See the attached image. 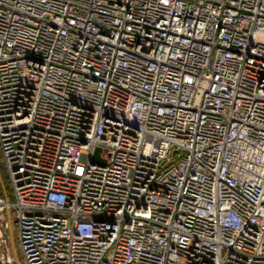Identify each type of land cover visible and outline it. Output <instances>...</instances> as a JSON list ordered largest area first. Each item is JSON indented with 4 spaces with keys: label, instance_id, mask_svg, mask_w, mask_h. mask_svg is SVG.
Here are the masks:
<instances>
[{
    "label": "built area",
    "instance_id": "1",
    "mask_svg": "<svg viewBox=\"0 0 264 264\" xmlns=\"http://www.w3.org/2000/svg\"><path fill=\"white\" fill-rule=\"evenodd\" d=\"M0 164V264H264V0H0Z\"/></svg>",
    "mask_w": 264,
    "mask_h": 264
},
{
    "label": "water",
    "instance_id": "2",
    "mask_svg": "<svg viewBox=\"0 0 264 264\" xmlns=\"http://www.w3.org/2000/svg\"><path fill=\"white\" fill-rule=\"evenodd\" d=\"M98 153H99V150H96V151H95V156H94V161H97V162L102 163V161H100V160L98 159ZM0 184H1V186H2V190H3L4 195H6V191H5V188H4V186H3L2 181L0 182ZM11 248H12V253H13V256H14L15 262H16V264H19V261H18V258H17V255H16V252H15L14 242H13V239H12V238H11Z\"/></svg>",
    "mask_w": 264,
    "mask_h": 264
},
{
    "label": "trees",
    "instance_id": "3",
    "mask_svg": "<svg viewBox=\"0 0 264 264\" xmlns=\"http://www.w3.org/2000/svg\"><path fill=\"white\" fill-rule=\"evenodd\" d=\"M0 170L3 172V174H4V185H5V189H6V196L9 198V199H11V192H10V187H9V182H8V178H7V176H6V174H5V172H4V169H3V167L1 166V164H0ZM4 196V193H3V190H2V188H1V186H0V197H3Z\"/></svg>",
    "mask_w": 264,
    "mask_h": 264
},
{
    "label": "rangeland",
    "instance_id": "4",
    "mask_svg": "<svg viewBox=\"0 0 264 264\" xmlns=\"http://www.w3.org/2000/svg\"><path fill=\"white\" fill-rule=\"evenodd\" d=\"M2 181V183H3V186H4V188H5V185H4V174H3V172L0 170V182ZM0 186H1V184H0ZM1 188H2V186H1ZM5 191H6V189H5ZM15 244H17V243H15ZM16 247H17V245H15ZM15 247V248H16ZM18 257H19V259H20V261L22 262V259H21V255H20V253L18 252Z\"/></svg>",
    "mask_w": 264,
    "mask_h": 264
}]
</instances>
